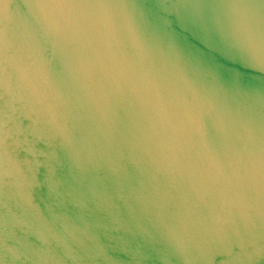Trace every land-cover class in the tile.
I'll return each mask as SVG.
<instances>
[{
  "label": "water",
  "instance_id": "1",
  "mask_svg": "<svg viewBox=\"0 0 264 264\" xmlns=\"http://www.w3.org/2000/svg\"><path fill=\"white\" fill-rule=\"evenodd\" d=\"M0 264H264V0H0Z\"/></svg>",
  "mask_w": 264,
  "mask_h": 264
}]
</instances>
